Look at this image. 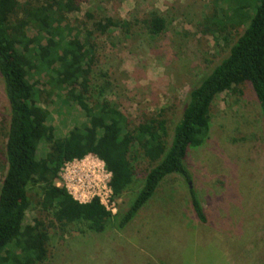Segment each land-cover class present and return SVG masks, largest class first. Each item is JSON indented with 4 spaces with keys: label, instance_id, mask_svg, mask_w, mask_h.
Segmentation results:
<instances>
[{
    "label": "rangeland",
    "instance_id": "1",
    "mask_svg": "<svg viewBox=\"0 0 264 264\" xmlns=\"http://www.w3.org/2000/svg\"><path fill=\"white\" fill-rule=\"evenodd\" d=\"M215 5L216 0H82L80 10L69 18L83 28L92 21L88 13L97 19L113 16L132 23L128 33L117 29L97 36L93 86L107 78L112 84L105 95L109 101L132 119L162 114L172 135L189 91L232 45L205 32L206 19ZM153 9L168 22L166 31L158 36H151L140 23ZM54 101L45 105L51 113L49 124L63 137L83 123L85 116L79 106L64 102L63 97ZM9 116L0 73V186ZM39 148L38 157H44L47 144L42 142ZM75 164L78 175L99 170L91 176L99 184L84 186L76 196L86 201L100 193L116 213L127 209L150 166L140 158L134 182L115 198L107 196L108 190L103 188L111 176L96 155ZM187 164L190 181L177 174L168 176L126 227L110 225L104 232L91 231L84 223L58 224L50 212L39 207L41 189L31 187L25 223L40 218L48 234V257L39 264H264V118L250 84L216 97L209 137L201 146L190 148ZM63 173L61 170L57 185L73 192L77 178L69 182ZM191 190L200 198L206 222L193 209Z\"/></svg>",
    "mask_w": 264,
    "mask_h": 264
},
{
    "label": "trees",
    "instance_id": "2",
    "mask_svg": "<svg viewBox=\"0 0 264 264\" xmlns=\"http://www.w3.org/2000/svg\"><path fill=\"white\" fill-rule=\"evenodd\" d=\"M80 1L0 0V73L10 111L0 186V264H39L48 257L43 220L36 217L25 223L31 187L41 189L39 207L58 224L84 223L95 232H104L110 225L122 229L168 176L192 179L187 155L209 137L211 108L219 94L250 84L264 118V0H216L205 32L232 45L189 91L172 135L162 114L132 119L109 101L105 95L112 84L107 78L93 86L97 36L117 29L128 33L132 23L113 16L97 19L88 13L90 25L77 26L69 14L80 10ZM140 23L151 36H158L168 22L153 9ZM59 97L79 106L85 116L83 123L63 137L49 124L51 113L45 107ZM42 142L48 150L39 158ZM89 154L99 157L111 173L115 198L134 182L140 158L150 164L141 188L124 211L113 213L97 196L80 202L66 187L57 185L67 162ZM191 202L198 219L206 222L205 209L194 190Z\"/></svg>",
    "mask_w": 264,
    "mask_h": 264
},
{
    "label": "built area",
    "instance_id": "3",
    "mask_svg": "<svg viewBox=\"0 0 264 264\" xmlns=\"http://www.w3.org/2000/svg\"><path fill=\"white\" fill-rule=\"evenodd\" d=\"M89 155H91V154H89ZM94 155V154H93ZM88 156V155H87ZM85 158V157H84ZM99 158V157H98ZM100 159V158H99ZM78 160H82V159H76V160H73V161H70V162H67L62 168H61V170H63V177L65 178V179H68L69 180V182L70 181H72V180H74L75 178H77V181H78V187H77V189L75 190L74 189V191L73 192H71L70 190H69V187L68 186H66V188L68 189V191L78 200V201H80V202H89L90 200H92L94 197H99L100 199H101V202L107 207V209L108 210H110L109 209V207H108V205H107V203L103 200V196L100 194V193H97L96 195H94V196H92L91 197V199L90 200H86V201H84V200H82V199H80V197H77L76 196V194H75V192H79L80 193V190H83V188H84V186H87V187H94L95 186V184L96 185H98L99 183H97L96 181H95V178L93 179L91 176H94V174H95V172L96 171H98L99 172V170L98 169H88L87 171H86V173H84V172H82L81 174H77V172H78V168H77V166H76V164H75V161H78ZM101 160V159H100ZM102 161V160H101ZM103 162V161H102ZM104 163V162H103ZM74 164V165H73ZM103 169L105 170H107V168L105 167V164H104V166H103ZM108 171V170H107ZM109 172V171H108ZM78 175V176H77ZM109 176H111V173L109 172ZM97 179H98V177H97ZM99 180V179H98ZM110 180H111V177H110V179L108 180V182L104 185V189L105 190H108L107 191V196H112L113 195V190H112V188H111V186H110ZM65 187V186H64ZM108 192H109V195H108ZM111 211V210H110ZM113 213H116V211L115 210H113L112 211Z\"/></svg>",
    "mask_w": 264,
    "mask_h": 264
}]
</instances>
